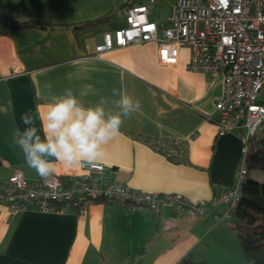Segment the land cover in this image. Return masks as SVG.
<instances>
[{
  "label": "crops",
  "instance_id": "0c3cea01",
  "mask_svg": "<svg viewBox=\"0 0 264 264\" xmlns=\"http://www.w3.org/2000/svg\"><path fill=\"white\" fill-rule=\"evenodd\" d=\"M162 1L168 2L164 15L153 13L158 0L143 1L157 23L167 20L175 0ZM111 11L115 15L98 27L72 29ZM0 15L62 24L0 34V181L14 171L30 182L42 178L11 142L14 127H23L22 113L31 110L39 123L50 96L65 89L85 105L105 97L106 112L114 113L116 88L139 101L140 108L104 146L100 163L108 169V181L135 191L178 193L195 203L213 199L209 166L219 127L215 103L223 94L222 74L187 70L186 49L175 65L163 64L155 42L95 57L94 46L103 35L124 26L117 0H0ZM167 139L187 141L184 161L157 149ZM253 172L259 171L250 172L257 179ZM52 174L66 181L81 175L82 168L56 163ZM225 210V204L217 203L201 216L188 211L177 216L168 208L129 210L96 202L82 214L74 208L43 213L34 207L11 213L0 205V264L238 263L241 250L234 231L214 219Z\"/></svg>",
  "mask_w": 264,
  "mask_h": 264
},
{
  "label": "built area",
  "instance_id": "2783aa9c",
  "mask_svg": "<svg viewBox=\"0 0 264 264\" xmlns=\"http://www.w3.org/2000/svg\"><path fill=\"white\" fill-rule=\"evenodd\" d=\"M144 0H117L124 26L105 33L94 46L101 57L115 49L155 42L159 60L175 65L182 49L188 52L185 68L191 72L222 74L223 94L216 101L219 112L217 138L234 133L243 141L242 156L236 166L233 184L220 190L209 202H192L178 193L135 191L128 185L110 182L107 167L81 166L82 174L62 177L51 174L30 182L20 171L0 181V205L17 213L34 207L43 213H64L74 208L84 213L96 202L117 203L129 210L170 209L201 216L210 206L223 203L226 210L214 214L216 221L230 226L232 214L242 195L250 171L247 167V140L264 120V0H175L163 23L149 18ZM187 141L167 139L157 149L167 157L184 161Z\"/></svg>",
  "mask_w": 264,
  "mask_h": 264
},
{
  "label": "clouds",
  "instance_id": "9594fccd",
  "mask_svg": "<svg viewBox=\"0 0 264 264\" xmlns=\"http://www.w3.org/2000/svg\"><path fill=\"white\" fill-rule=\"evenodd\" d=\"M116 112H106L107 98L85 105L71 89L52 94L43 117L31 110L20 116L11 133V142L28 168L42 178L49 177L56 163L68 168H100L104 146L121 129L124 120L140 108L139 101L116 88L112 89Z\"/></svg>",
  "mask_w": 264,
  "mask_h": 264
},
{
  "label": "trees",
  "instance_id": "16d2710c",
  "mask_svg": "<svg viewBox=\"0 0 264 264\" xmlns=\"http://www.w3.org/2000/svg\"><path fill=\"white\" fill-rule=\"evenodd\" d=\"M114 12H108L95 19L84 21L72 26L75 32L98 27L108 22ZM10 30L26 28H54L62 26L59 23L42 21L40 19H13L8 17ZM246 162L249 171L257 170L264 176V120L257 128L255 133L247 140ZM214 187L215 195L224 186L217 185L210 180ZM230 223L236 231L238 241L243 257L251 264H264V180L259 181L247 177L242 186V195L239 203L232 214ZM183 264H206L185 261Z\"/></svg>",
  "mask_w": 264,
  "mask_h": 264
},
{
  "label": "water",
  "instance_id": "95a60500",
  "mask_svg": "<svg viewBox=\"0 0 264 264\" xmlns=\"http://www.w3.org/2000/svg\"><path fill=\"white\" fill-rule=\"evenodd\" d=\"M9 29L8 16L0 15V34ZM243 146L242 139L234 133H226L217 138L209 166V177L213 183L224 187L232 186Z\"/></svg>",
  "mask_w": 264,
  "mask_h": 264
},
{
  "label": "rangeland",
  "instance_id": "374dc122",
  "mask_svg": "<svg viewBox=\"0 0 264 264\" xmlns=\"http://www.w3.org/2000/svg\"><path fill=\"white\" fill-rule=\"evenodd\" d=\"M163 2V3H162ZM168 2L167 1H162V0H158V2H156V5H155V7H154V9H153V13L154 14H157V12L160 14V15H164L165 14V12H166V4H167ZM261 100H264V89L262 90V93H261ZM253 175H255L256 176V178L257 179H259V180H264V176H263V174L262 173H252ZM233 218V217H232ZM224 223H226L227 224V222H225L224 221ZM228 226L230 227V225L228 224ZM230 230H232V231H234V236H235V239H236V231L232 228V227H230ZM237 241V240H236ZM237 244H238V241H237ZM238 246H239V244H238ZM240 248V247H239ZM241 253V252H240ZM241 260H240V262H238V263H233V264H251L249 261H247L244 257H243V255H242V253H241V258H240Z\"/></svg>",
  "mask_w": 264,
  "mask_h": 264
}]
</instances>
